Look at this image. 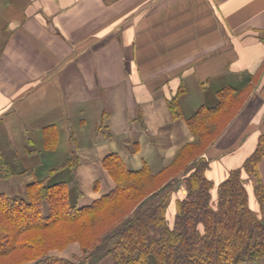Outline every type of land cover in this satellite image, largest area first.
<instances>
[{"label":"crops","instance_id":"obj_1","mask_svg":"<svg viewBox=\"0 0 264 264\" xmlns=\"http://www.w3.org/2000/svg\"><path fill=\"white\" fill-rule=\"evenodd\" d=\"M248 85L207 152L215 183L264 132V0H0V155L11 173L0 169V193L47 179L87 204L115 186L106 155L157 173L193 140L186 119L198 107ZM180 87L173 119L166 99ZM72 150L76 176L63 166ZM258 171L264 184V154Z\"/></svg>","mask_w":264,"mask_h":264},{"label":"trees","instance_id":"obj_2","mask_svg":"<svg viewBox=\"0 0 264 264\" xmlns=\"http://www.w3.org/2000/svg\"><path fill=\"white\" fill-rule=\"evenodd\" d=\"M251 85L239 92L218 91L219 103L204 105L186 119L194 138L183 144L172 161L153 173L128 169L116 153L103 158L115 182L106 194L87 204L71 200L64 182L47 179L26 184L21 193H0V264H239L264 258V184L258 164L264 154V132L241 167L215 183L205 159L246 100ZM166 99L173 119L182 118L178 97ZM78 158L72 150L63 166L76 176ZM194 168L189 172L188 167ZM3 176L10 169L0 155ZM186 193L173 200L162 194L180 174ZM168 175V176H167ZM246 180L258 210L250 202ZM175 186V185H174ZM78 241L75 260L49 254Z\"/></svg>","mask_w":264,"mask_h":264},{"label":"rangeland","instance_id":"obj_3","mask_svg":"<svg viewBox=\"0 0 264 264\" xmlns=\"http://www.w3.org/2000/svg\"><path fill=\"white\" fill-rule=\"evenodd\" d=\"M191 141H192V140H191ZM177 151H178V150H177ZM177 151H176V152H177ZM176 152H175V153H176ZM174 155H175V154H174ZM205 155H206V158H205V159H206L207 162H208L207 169H209V168H210V163H211L212 160H210V159L208 158L207 153H206ZM193 168H194V167L190 164L189 167H188L189 172H191V171L193 170ZM187 174H188V172H185V173L180 174V177L174 181V184H172L173 186L168 187V188H165V190L162 191V194L168 195V197H169L170 191H171V190H175L176 188H178V189H176L177 193L183 196V195L186 193V188H185V184H184V179H185V177H186ZM167 176H168V175H167ZM246 183H247V186H248V187H251V186H252V183H251L250 181L246 180ZM174 185H175V186H174ZM179 192H180V193H179ZM169 198H170V197H169ZM70 245H74L75 247H77V252H75V251H71V250H67L66 252H63V250H65L67 247H70ZM71 248H72V246H71ZM79 248H80L79 242L76 241V240H74V241H70V242H68V243H67L66 245H64L62 248H52V249L49 251V254H55V253H56V254H57L56 256H59V255H60V257L69 258V259H71V260H75L76 258L80 257L81 254H82L81 249H79ZM62 252H63V253H62ZM71 252H72V253H71ZM66 256H67V257H66ZM263 259H264V258H263ZM263 259H262V260H263Z\"/></svg>","mask_w":264,"mask_h":264}]
</instances>
